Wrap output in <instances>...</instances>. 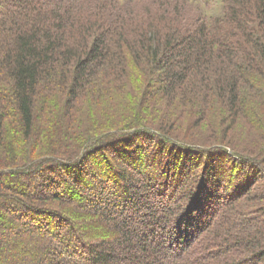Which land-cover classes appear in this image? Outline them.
<instances>
[{
  "label": "trees",
  "instance_id": "1",
  "mask_svg": "<svg viewBox=\"0 0 264 264\" xmlns=\"http://www.w3.org/2000/svg\"><path fill=\"white\" fill-rule=\"evenodd\" d=\"M262 181L264 0H0V264H264Z\"/></svg>",
  "mask_w": 264,
  "mask_h": 264
},
{
  "label": "rangeland",
  "instance_id": "2",
  "mask_svg": "<svg viewBox=\"0 0 264 264\" xmlns=\"http://www.w3.org/2000/svg\"><path fill=\"white\" fill-rule=\"evenodd\" d=\"M218 10V8L217 7H213L211 10H208L209 12H211V11H217ZM246 141V140H245ZM259 144L260 145H262V141H259ZM260 147H262V146H260ZM262 182H264V181H262ZM262 182H260V183H262ZM261 190V189H260Z\"/></svg>",
  "mask_w": 264,
  "mask_h": 264
}]
</instances>
